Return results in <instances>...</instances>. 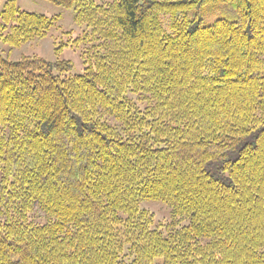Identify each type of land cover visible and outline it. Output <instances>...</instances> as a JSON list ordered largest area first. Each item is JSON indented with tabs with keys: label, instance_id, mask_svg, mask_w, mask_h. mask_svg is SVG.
<instances>
[{
	"label": "trees",
	"instance_id": "16d2710c",
	"mask_svg": "<svg viewBox=\"0 0 264 264\" xmlns=\"http://www.w3.org/2000/svg\"><path fill=\"white\" fill-rule=\"evenodd\" d=\"M45 1L88 31L55 54L96 44L0 57V264H264V0ZM53 26L0 11L13 49Z\"/></svg>",
	"mask_w": 264,
	"mask_h": 264
},
{
	"label": "rangeland",
	"instance_id": "374dc122",
	"mask_svg": "<svg viewBox=\"0 0 264 264\" xmlns=\"http://www.w3.org/2000/svg\"><path fill=\"white\" fill-rule=\"evenodd\" d=\"M9 0H0V11L3 5ZM19 10L45 15L54 19V26L47 37L36 39L26 43L18 49H13L10 46L0 41V57L10 61H17L22 56H38L53 62L56 60L69 61L72 64L71 74H80L82 72L83 55L92 53V44L96 42H80L79 46L74 49L64 48L58 54H55L54 49L61 44H71L77 37H82L88 32L85 27H78L73 20V11L55 6L45 0H13ZM222 4L206 6L198 11L200 15L209 18V22L218 18L219 14L214 9ZM70 41L67 42V41ZM73 46V45H72ZM85 57V56H84ZM142 207L153 214L156 222L166 223L169 220V209L167 206L158 202H146ZM37 214L40 215L39 212ZM41 216V215H40Z\"/></svg>",
	"mask_w": 264,
	"mask_h": 264
}]
</instances>
